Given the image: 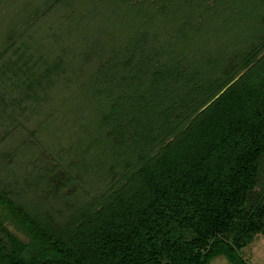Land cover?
Returning a JSON list of instances; mask_svg holds the SVG:
<instances>
[{"label":"trees","instance_id":"16d2710c","mask_svg":"<svg viewBox=\"0 0 264 264\" xmlns=\"http://www.w3.org/2000/svg\"><path fill=\"white\" fill-rule=\"evenodd\" d=\"M191 1L0 0V264L247 263L264 0L231 17Z\"/></svg>","mask_w":264,"mask_h":264},{"label":"rangeland","instance_id":"374dc122","mask_svg":"<svg viewBox=\"0 0 264 264\" xmlns=\"http://www.w3.org/2000/svg\"><path fill=\"white\" fill-rule=\"evenodd\" d=\"M176 1L177 0H159V3L164 5V6H166V10L165 11L171 10V12H172V10L175 7ZM179 1L183 5L187 3L186 0H179ZM206 1L207 2H205V6H206V10L207 11L208 10H209V12H213L214 11L217 15L230 16V17L233 15V13L238 11L239 8H241L240 4H239L240 6L238 5L239 6L238 9L235 10L233 8L237 3H241L243 1L246 4L249 3V4L252 5V0H206ZM198 2H199V0H198ZM188 3H189L188 5H190V7L191 6L192 7H196V1L192 2L191 0H188ZM184 6H186V5H184ZM180 7H182V6H180ZM177 9H178V7H177ZM127 15L132 20V21H129V18H128L129 22H131L133 24H139L138 23V19L140 17H139V15L136 14V12H131L130 11V12L127 13ZM169 15L167 17L164 15L165 17L162 18L164 20V22H161L163 25H165V24H169L170 25V21L172 19V16L169 17ZM176 15L178 17H183L185 15V11L181 10V12L177 13ZM153 16L155 18L157 17L156 19H158L160 17V14L157 13L156 15H153ZM93 21H92V23L94 25H96L97 22L100 21V17L97 15ZM158 21L159 20H153L152 25H156V26H158V28H160L161 25L158 23ZM103 26L104 27L101 26V23L96 25V27H100V28L97 29L94 32L93 35L101 37V36L104 35L105 31L108 32V27H106L105 25H103ZM115 29H112L114 34L117 33V31H115ZM149 29H150V27H149ZM109 31H111V30H109ZM152 31H154V30L152 29ZM161 32H162V30L160 31V33ZM138 37L142 38L143 37L142 33H140ZM148 42L150 44H152V45H155V43H156V42H150V41H148ZM134 44L136 45V43H134ZM144 48H145V51H146L148 47L145 46ZM179 56L181 57L180 54H179ZM53 107L56 108V112H58V108H57V106H55V104H54ZM58 114H60V113H58ZM55 136L53 135L52 138L48 137L49 140L46 141L47 145H52L53 146L52 149H54V151H55V148L57 147V144H60V139H59V137L57 136L56 133H55ZM62 145H65V143H62ZM239 255L244 260V262H247L248 264H264V234L260 233V234H257L256 236H254L252 241L246 247L242 248L239 251ZM210 264H230V263L228 262V260L225 257L220 256V257L215 258Z\"/></svg>","mask_w":264,"mask_h":264}]
</instances>
